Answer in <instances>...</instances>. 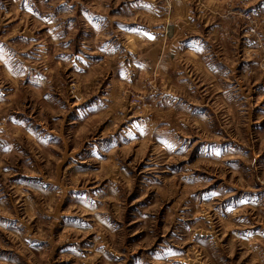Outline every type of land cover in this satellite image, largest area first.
<instances>
[{
  "label": "rangeland",
  "instance_id": "1",
  "mask_svg": "<svg viewBox=\"0 0 264 264\" xmlns=\"http://www.w3.org/2000/svg\"><path fill=\"white\" fill-rule=\"evenodd\" d=\"M0 264H264V0H0Z\"/></svg>",
  "mask_w": 264,
  "mask_h": 264
}]
</instances>
